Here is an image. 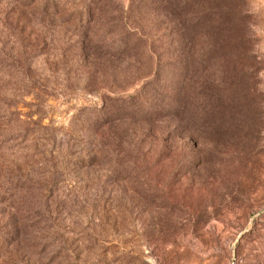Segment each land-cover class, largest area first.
<instances>
[{
	"label": "rangeland",
	"instance_id": "rangeland-1",
	"mask_svg": "<svg viewBox=\"0 0 264 264\" xmlns=\"http://www.w3.org/2000/svg\"><path fill=\"white\" fill-rule=\"evenodd\" d=\"M149 1L0 0V264H264V0H208L226 9L219 45H252L259 75L258 106L225 112L220 143L94 125L166 61L172 46L153 41L178 21ZM125 36L142 45L106 48ZM116 158L135 170L113 176Z\"/></svg>",
	"mask_w": 264,
	"mask_h": 264
},
{
	"label": "trees",
	"instance_id": "trees-1",
	"mask_svg": "<svg viewBox=\"0 0 264 264\" xmlns=\"http://www.w3.org/2000/svg\"><path fill=\"white\" fill-rule=\"evenodd\" d=\"M51 3L54 5V14H57L59 10L56 3ZM45 4L38 10L49 14L50 6ZM193 5L199 6L197 15L184 16L186 8ZM93 6L92 2L82 5L80 20L86 15L91 21ZM148 6L155 10L164 9L170 13L171 20L178 21V28L167 29L153 41L159 45L172 46L170 50H162V54L166 53V61L160 62L152 77L135 94L109 99L100 110H95L97 117H92L94 125L103 126L118 120L147 122L159 139H165L167 135L172 140L184 135L199 142L216 138L217 143H220L221 135L214 134L227 126L229 121L226 120L225 112L238 102L243 108L258 106L259 75L258 69L252 68V45L242 48L232 46L230 51L226 50V45H219V21L226 9L215 7L208 0H154L149 1ZM175 6H179L180 11L174 9ZM183 9L186 10L182 13ZM14 34V41L22 43V32ZM141 45L140 39L132 40L125 36L117 42L110 41L106 48L122 55L138 50ZM236 96L239 100L235 103L233 97ZM137 148V144L131 142L126 149L133 162L140 154ZM98 153L103 157L108 152L101 147ZM118 153L123 154L124 151L119 149ZM140 163L142 167L139 169L148 168L144 159ZM73 164L83 166L87 164L86 158L79 157ZM123 166L116 158L114 167L109 171L119 177L136 168Z\"/></svg>",
	"mask_w": 264,
	"mask_h": 264
}]
</instances>
